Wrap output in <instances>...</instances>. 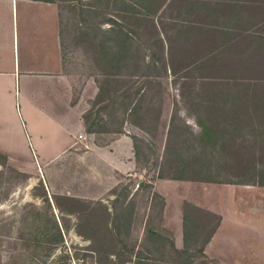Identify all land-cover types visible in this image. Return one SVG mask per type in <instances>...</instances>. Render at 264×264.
<instances>
[{"label": "rangeland", "instance_id": "rangeland-1", "mask_svg": "<svg viewBox=\"0 0 264 264\" xmlns=\"http://www.w3.org/2000/svg\"><path fill=\"white\" fill-rule=\"evenodd\" d=\"M123 8L132 72L121 58L114 71L94 40L65 50L76 77L105 75L91 128L106 118L96 130L138 129V177L123 176L108 206L82 199V170L62 168L58 182L49 174L48 191L38 173L0 167V264H217L201 250L218 218L186 207V248L176 252L163 198L137 179L264 184V0H138L133 22Z\"/></svg>", "mask_w": 264, "mask_h": 264}, {"label": "crops", "instance_id": "crops-1", "mask_svg": "<svg viewBox=\"0 0 264 264\" xmlns=\"http://www.w3.org/2000/svg\"><path fill=\"white\" fill-rule=\"evenodd\" d=\"M123 5L130 8L126 19L137 20L138 0H0V167L38 173L48 191L49 174L58 182L60 169L82 170L89 184L82 199L108 206L123 176L138 177V129L126 122L117 130H96L106 118L91 128L105 75L98 70L76 77L65 50L68 41L94 40L113 56L114 71L119 58L130 60L131 71L135 35L132 27H123ZM241 38L223 46L218 42L216 52L235 47ZM161 41L167 48L163 35ZM70 179L68 185L77 183L74 176ZM137 184H150L163 198L162 228L176 250L186 248V207H192L218 218L202 246L206 259L264 264V184L144 178Z\"/></svg>", "mask_w": 264, "mask_h": 264}, {"label": "trees", "instance_id": "trees-1", "mask_svg": "<svg viewBox=\"0 0 264 264\" xmlns=\"http://www.w3.org/2000/svg\"><path fill=\"white\" fill-rule=\"evenodd\" d=\"M187 215H188V213L186 212V214H185V219L186 220H187ZM172 246H173V248L175 249L176 252H179L178 250H176L174 243H172ZM202 253H203V249L201 250V254Z\"/></svg>", "mask_w": 264, "mask_h": 264}]
</instances>
